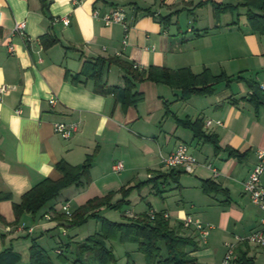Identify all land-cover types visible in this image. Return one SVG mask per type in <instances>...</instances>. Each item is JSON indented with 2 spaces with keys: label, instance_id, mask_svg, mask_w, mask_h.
Returning a JSON list of instances; mask_svg holds the SVG:
<instances>
[{
  "label": "crops",
  "instance_id": "0c3cea01",
  "mask_svg": "<svg viewBox=\"0 0 264 264\" xmlns=\"http://www.w3.org/2000/svg\"><path fill=\"white\" fill-rule=\"evenodd\" d=\"M201 1L205 4L194 6ZM234 1L48 0L46 15L40 0H0V87L5 85L7 88L0 92V253L10 249L19 255L16 264H27L34 238L48 252L54 264H70L74 258L75 242L98 231L100 224L98 227L99 222L89 218L75 230L69 229L61 204L71 202V207H74L71 211H74L92 197L116 192L121 187H135L134 174L141 169L146 170L147 178L165 174L152 181L154 193L165 197L167 194L162 193L169 180L176 182L173 188L177 190L186 186L201 188L202 179H212L227 190L226 193H217L219 197L211 195L213 203L223 209V220L229 216L245 219L248 231L244 235L257 227L262 212L258 210L252 217L241 207L245 197L250 200L242 189V182L256 162V151L264 149V104L256 107L250 101L252 90L249 86L240 95L232 91L231 85H224L220 89L216 87L215 92L205 95L204 99L192 96L184 101L179 99V89L145 80L135 85L136 91L143 94V100L124 108L113 95L94 92L91 79L80 75L78 81L72 80V75L80 71L84 60L117 56L137 64L139 69L150 65L174 70L189 67L195 73L205 67L212 72L215 67L226 69V62L244 60L247 65L243 69L238 67L237 74L249 81L241 71L256 72L253 66L258 63L262 69L257 70L254 80L258 84L264 83V79L258 80V74L264 72V63H261L264 60V35L250 29L246 19L247 7L240 5L238 10L237 7L220 13L218 18L214 16L213 3L236 5L242 2ZM116 6L126 9L130 22L125 45L120 24L105 25L92 16L94 8L103 13ZM183 13L192 25L188 27L189 34L180 38L176 36L180 30L175 33L170 26L177 23L178 16ZM170 14V24L164 28L156 18ZM63 16L69 18L68 25L52 22L53 18ZM17 21L25 22L24 36L12 33ZM46 32L56 37L57 42L44 48L40 37ZM9 45L13 46L12 52ZM250 59H256L249 62L253 68L248 66ZM230 67L235 68V63L232 62ZM103 80L108 85L121 86L123 71L111 65ZM51 96L57 99L54 105L49 103ZM164 101L169 103L167 112ZM174 106L182 110L183 116ZM17 109L21 112L17 113ZM197 117L202 119L205 133L217 135L221 148L230 146L240 153L246 152V156L238 160L228 157L224 150L215 153L212 145L194 137L192 131L179 126L175 120H194ZM208 119L212 123L206 127L204 122ZM217 120L222 125L216 124ZM55 122H75L78 129L70 138L64 139L54 131ZM180 143L186 144L198 161L192 173H177L180 168H167L161 162V157L173 152ZM91 154L93 160L88 184L62 189L37 213H24L15 222L13 203H19L21 196L44 178L59 179L61 173L55 168L59 160L77 165ZM116 161L123 164L118 172L112 170ZM205 162H210L220 174L214 177ZM189 175L194 177H190L186 184L184 178H189ZM263 178L264 173L261 175L264 183ZM160 181L163 189L158 187ZM134 190L129 193L127 207L131 203L138 204L130 199ZM137 195L139 200L144 197L140 191ZM120 199L121 194L117 192L110 202ZM179 202L183 199L176 200V204ZM128 209L119 210V214L128 220L150 209L167 212L172 226L180 224L185 215L191 214V207L157 209L150 200L140 213L132 214ZM106 210L116 209L101 206L97 213L108 218L102 214ZM47 214L49 219L45 217ZM173 215L176 220L171 223ZM91 219L94 220L93 226L82 229ZM30 227L32 231L28 232ZM189 230V235L184 233V228H181V233L196 240L197 234L193 229ZM52 238L53 251H49L47 246ZM196 241L198 244V239ZM105 243L114 255L115 250L120 249V264L123 260L126 264L127 254L133 264H145L144 256L135 243H122L118 239H107ZM240 246L246 248L248 245ZM57 249L66 255V263L58 259ZM195 252L190 251L189 255L196 258V264H203Z\"/></svg>",
  "mask_w": 264,
  "mask_h": 264
},
{
  "label": "trees",
  "instance_id": "16d2710c",
  "mask_svg": "<svg viewBox=\"0 0 264 264\" xmlns=\"http://www.w3.org/2000/svg\"><path fill=\"white\" fill-rule=\"evenodd\" d=\"M40 1L42 11L47 15L49 2L48 0ZM204 4L205 2L201 1L194 6H202ZM212 5L216 18H218L220 13L233 10L240 5L247 7L246 19L250 29L253 32L264 35V0H242L236 5L216 3ZM147 13H150L149 10H147ZM48 17L50 20L52 19V16L49 15ZM156 19L166 28L170 24L171 14L166 16L158 15ZM40 42L44 48H47L57 42V39L49 32H46L40 37ZM111 65H115L123 71V85H108L103 80L104 73ZM80 75L93 81L92 89L94 92L103 95H113L115 100L121 102L124 108L131 105L135 106L143 100V94L136 91L135 85L145 80L179 89V99L184 101L192 96L213 94L219 83L224 82L226 86H229L233 80H245L240 74L235 78L224 72L213 74L207 67L203 68L199 73L193 72L189 67L174 70L165 66L150 65L146 69H138L133 67L132 62L122 60L117 56L108 58L99 56L92 60H84L80 71L72 75V80L78 81ZM247 84L252 90L250 101L256 107L259 104H264V92L260 89L259 84L254 81H247ZM163 103L167 112L169 103L167 101ZM175 120L179 126L192 131L194 137L212 145L215 153L224 150L228 157H235L238 160L246 156V152L240 153L230 146L221 148L217 135L205 133L202 130L203 122L199 117L194 120L178 118H175ZM92 160V154L87 155L84 161L77 165H71L65 160H59L55 164V168L61 173L59 179L44 178L26 191L21 196L19 203H13L15 222L24 213H37L49 201L55 199L62 189L71 185L83 186L88 184L90 182L89 173ZM180 172L184 171L179 170L177 173ZM164 175V173L158 174L153 178H148V180L156 181V179ZM133 187H121L116 192L111 191L104 196L92 197L72 211L70 219L65 216L69 227L80 226L89 218L95 219L100 224L98 231L76 243L74 258L70 264H109L114 262L116 258L112 250L106 246L105 241L107 239H118L122 243H135L137 250L144 256L145 264H196V258L189 255V252L198 249L197 241L193 236H186L181 233V228H183L181 222L172 226L169 218L162 217L161 211H156L155 217L152 219L146 212L134 219H125L126 221H112L97 213V209L101 206L119 210L128 204L127 197ZM201 190L209 195L219 192L226 193L227 191L220 184L209 178L201 180ZM117 192L121 194V199L111 203V198ZM57 250H59L57 252L58 259L66 263L67 257L64 252L60 251V249ZM18 260L19 255L10 249L0 253V264H16ZM27 264H54V262L48 252L32 238ZM126 264H133L129 254H127ZM231 264H254L253 256L249 255V247H237L236 257Z\"/></svg>",
  "mask_w": 264,
  "mask_h": 264
},
{
  "label": "rangeland",
  "instance_id": "374dc122",
  "mask_svg": "<svg viewBox=\"0 0 264 264\" xmlns=\"http://www.w3.org/2000/svg\"><path fill=\"white\" fill-rule=\"evenodd\" d=\"M226 2H231L235 3L234 0H226ZM240 6L236 10H238ZM236 16V13H234V17ZM176 17H174V20ZM191 22L189 21V18L187 17L186 14H181L178 16L177 23L171 24L170 28L171 31H176L179 29L180 32L176 34V36L182 38L184 35L189 34L188 33V27H191ZM259 34V33H258ZM256 59H250L248 61V66L252 67L253 65L249 62L255 61ZM234 62L235 63V68H231L230 64ZM247 61L240 60V61H228L226 62V69L215 67L214 71L212 72L213 74H219L220 72H224L227 75L233 76L234 78L237 77V72H238V67L244 68L247 63ZM261 63H264V60H261ZM256 72L257 70H261V66L256 63ZM252 67V68H253ZM258 67V68H257ZM242 68V69H243ZM251 68V69H252ZM256 72L253 70H250L249 72H246L245 70L241 71V74L244 76L248 77L249 81H254L257 83L256 80H254L256 76ZM233 74V75H231ZM264 72L258 74V80L264 79L263 77ZM246 80V79H245ZM245 80L237 81L233 80L231 81L230 85L232 87V91L236 93V95H240L241 91H245L248 88V84L245 82ZM247 81V80H246ZM225 85L224 82L219 83L217 87L223 88ZM203 97L204 96H200ZM181 107V106H179ZM173 108L178 109V113L183 116L182 110H179L177 106H174ZM171 116V115H170ZM172 117V116H171ZM172 119H174L172 117ZM171 120V119H170ZM187 173V172H186ZM183 173V174H186ZM146 170L141 169L138 170L134 174V183L137 185L133 188L135 189L134 192L131 194L130 199H132V202L136 200L138 204H133L131 203L128 207L126 204L124 205L121 209L119 210H124L129 208L128 210L131 211V213H140L143 209L146 208L147 201H151L152 205L154 208H170V209H190V215L194 218L199 219L201 222L205 224H210L213 226V228L210 230V234L207 238V242L203 243L200 241L199 237L197 236L198 239V246L199 249L196 250L195 255L198 256L199 260L207 264H220V260L223 257V254L226 252V247L225 243L226 242H233L234 241V236L235 235H244L248 231V224L244 220H238L233 216H229L226 221L223 220V217L221 216L222 208L219 207V205L213 203V197L211 195H217V193H212V194H205L199 186H189V187H183V188H178L177 190L173 188L175 186L176 182L175 181H170L166 184L165 191L162 194H167L165 197L164 195L160 196V194H155L154 189H152V181L153 180H148L146 177ZM188 176V175H187ZM194 177V175H189V178H184V183H188L187 180H189ZM264 179V178H263ZM158 187L160 189H163L161 181L158 183ZM156 189V188H155ZM140 191L141 194H143V198L140 200L137 198V192ZM129 196V195H128ZM218 196V195H217ZM219 197V196H218ZM128 198V197H127ZM183 199V202H179V204H176L177 199ZM87 201V200H86ZM69 206L71 207V202H68ZM192 204V206H191ZM127 207V208H126ZM241 207L245 209L247 214H251V216H255L256 212L259 210L257 206L252 204V202L245 197V199L241 202ZM74 207H71L70 210H73ZM119 210H106L104 213L109 219L112 220H117V221H122L125 218L119 214ZM156 211V210H155ZM260 211V210H259ZM127 214V213H126ZM171 223H174L176 220V217L173 215L170 217ZM127 220V218H126ZM125 220V221H126ZM94 224V220L91 219L89 223L81 227L82 229H88L92 227ZM98 227H99V223ZM77 227V226H76ZM76 227H70L69 229H74ZM62 232V228L61 231ZM72 233V231L70 232ZM184 233L186 235L190 234L189 229L184 228ZM65 239V237H64ZM196 239V240H197ZM54 243L53 238L51 241H49V245L47 248L49 251H53V247H51ZM77 242H75L74 245H76ZM120 250V249H119ZM118 249L115 250V257L116 260L114 262H111L112 264H120V251ZM53 254V253H52ZM249 255L253 256L254 258V264H264V249L254 247L252 245H249ZM201 262V263H202ZM122 264H124V260L122 261Z\"/></svg>",
  "mask_w": 264,
  "mask_h": 264
},
{
  "label": "built area",
  "instance_id": "2783aa9c",
  "mask_svg": "<svg viewBox=\"0 0 264 264\" xmlns=\"http://www.w3.org/2000/svg\"><path fill=\"white\" fill-rule=\"evenodd\" d=\"M92 16L94 18L100 19L105 25L109 24H120L124 31V38L122 40L123 45L126 44V34L130 28V22L128 20V14L124 7L116 6L110 10L101 13L97 8L92 10ZM53 23L62 22L64 25H68L70 20L67 16L55 17L52 20ZM25 22L17 21L15 22L12 33L20 36H24ZM9 50L12 52L13 46L9 45ZM119 54V53H118ZM117 54V55H118ZM134 68H138L137 64H133ZM260 89L264 92V83L259 84ZM6 86L0 87V92L6 90ZM57 102L55 96H51L49 103L54 105ZM17 113L21 112V109L16 110ZM212 120H205L204 125L206 127L210 126ZM216 124L222 125L220 120L216 121ZM53 128L56 133H59L64 139H68L72 134L78 129V124L75 122H55L53 123ZM162 164L167 168H180L184 172L192 173L195 166L198 164L196 158L190 153L186 144L180 143L176 146L175 150L166 156L161 157ZM204 165L212 172L214 177H217L220 173L219 170L214 167L210 162H205ZM123 168V164L120 161H116L112 164L113 171H120ZM264 173V149H258L256 151V162L254 163L252 169L250 170L248 176L242 182L243 191L249 196L253 204H255L259 210L262 212L261 217L256 228L252 229L246 235H235L233 242H226V252L220 264H231L233 259L236 257L237 247L240 245H252L257 248L264 249V183L261 181V175ZM61 209L64 215L70 219L72 216V211L68 201H64L61 204ZM156 214L155 210L150 209L148 215L150 218H154ZM163 218H169L167 212L161 213ZM46 218H50V215H45ZM181 224L183 228L193 229L194 232L199 237L200 241L203 243L207 242V238L210 234V230L213 228L210 224H205L199 219L192 217L187 214L181 219ZM32 231V227L28 228V232ZM56 252H59L57 250Z\"/></svg>",
  "mask_w": 264,
  "mask_h": 264
}]
</instances>
